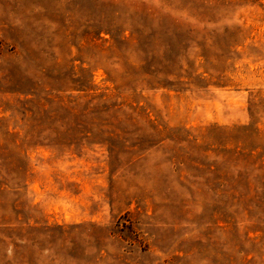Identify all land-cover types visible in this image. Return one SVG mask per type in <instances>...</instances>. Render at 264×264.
<instances>
[{
	"label": "rangeland",
	"instance_id": "rangeland-1",
	"mask_svg": "<svg viewBox=\"0 0 264 264\" xmlns=\"http://www.w3.org/2000/svg\"><path fill=\"white\" fill-rule=\"evenodd\" d=\"M0 264H264V0H0Z\"/></svg>",
	"mask_w": 264,
	"mask_h": 264
}]
</instances>
